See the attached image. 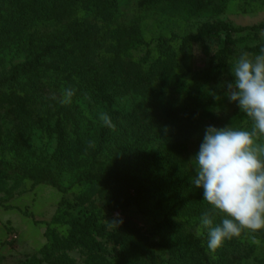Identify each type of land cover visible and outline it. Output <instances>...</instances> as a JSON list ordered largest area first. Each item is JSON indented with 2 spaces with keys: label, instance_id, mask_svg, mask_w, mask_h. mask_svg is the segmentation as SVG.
Here are the masks:
<instances>
[{
  "label": "rangeland",
  "instance_id": "rangeland-1",
  "mask_svg": "<svg viewBox=\"0 0 264 264\" xmlns=\"http://www.w3.org/2000/svg\"><path fill=\"white\" fill-rule=\"evenodd\" d=\"M146 1L125 0L120 7L123 16L119 21L125 31L134 15H143V21L137 25L141 38L140 43L134 44L137 46L125 42L129 34L109 37L108 44H104L107 47L94 48L86 59L79 55L76 63L105 71L109 57L141 61L147 52L155 58L170 47L176 73L207 93L208 99L199 101L172 84L163 86L154 79L151 96L140 101L159 113L162 124L171 129L177 121L189 126V116L195 113L196 123L191 128L194 130L187 137L179 159L188 164L193 176L195 162L190 160L199 150L207 126L250 129L249 118L240 111L238 102L229 101L220 85L232 79L230 68L240 55H259L264 38L260 27L264 24V0H228L221 12L203 9L196 13L153 6L150 1L145 8ZM58 15L42 24H30L29 35L53 37L63 25H77L82 15L89 22L91 40L97 39L106 28H113L98 14H84L71 6ZM214 25H218L216 35L195 39ZM249 32H258L259 38L236 42L222 57L220 51L225 46L226 34L237 38ZM48 37L44 36L45 40L51 41ZM22 38L27 40L25 36ZM13 54L0 57V81L8 78L12 67L24 59ZM60 67H64L60 60L52 61L46 66V75H40L37 82H14L8 90H0V264H21L32 256L43 259V250L50 249L52 242L48 231L54 230L59 238H64L69 232L70 217L92 213L105 226L103 234L93 235L101 248L93 253L107 261L114 259L125 242L139 240L150 246L161 261L165 254L162 240L175 241L172 232L161 228L168 219L186 220L183 225L201 239V217H191L184 207L183 216H176L178 205L171 199L163 200L157 209L150 204L155 172L144 174L132 165L136 158L132 148L128 150L132 154L118 162L104 154L94 156L97 130L103 121L75 96L70 103H61L65 91L71 88L60 79ZM61 150L66 152L59 159ZM151 152L148 148L141 151L145 156ZM56 159L58 168L63 170L60 180L64 190L37 181L38 175ZM233 239L238 241V248L227 247L225 264H264V230L255 234L243 232ZM62 252L69 258L63 264L89 263L86 248L63 250L56 255ZM211 256H217L216 252ZM55 257L43 264H49Z\"/></svg>",
  "mask_w": 264,
  "mask_h": 264
},
{
  "label": "trees",
  "instance_id": "trees-1",
  "mask_svg": "<svg viewBox=\"0 0 264 264\" xmlns=\"http://www.w3.org/2000/svg\"><path fill=\"white\" fill-rule=\"evenodd\" d=\"M148 1L153 6H169L182 12L196 13L203 9L221 12L225 9L228 0ZM148 1L144 4L145 8L149 7ZM124 2L125 0H0V57L14 55L13 53L24 57L12 67L9 77L0 81V90H8L9 84L14 82L28 80L37 82L40 75H46L47 64L60 60L64 65L60 67V79L74 90L73 97L75 96L87 109H92L98 118L106 113L114 125V128H109L104 123L99 125L94 156L104 154L118 162L124 156L132 154V151L128 153L132 148L136 153L132 165L138 166L144 174L155 172L156 177L152 180L155 191L150 196V204L157 209L163 200L171 199L178 205L175 209L176 216H183L184 207L188 209V215L199 218L208 207L203 200V190L197 189L191 182L193 176L188 164L179 162L184 143L194 130L191 128L196 123V118L193 116L195 113L189 116V126L177 121L175 127L171 129L162 124L159 113H154L140 100L145 96L146 98L151 96L150 86L154 79H158L163 86L172 84L186 92L189 97L199 101L207 100V93L198 86L187 83L182 74L176 73L174 53L168 46L155 58L150 57V53L147 52L141 61L109 57L105 71L84 63H76L80 56L86 59L94 48L107 47L104 44H108L106 40L109 37L129 34V39L125 41L127 44L134 45L141 42L137 34V25L143 21V15H134L126 24V31L123 30L124 25L119 20L123 16L120 7ZM66 6L76 8L84 14L96 13L105 24L113 28H106L97 39L91 40L89 22L83 18L85 15H82L77 25H63L53 37L37 33L29 35L30 24H42L60 16L59 12L62 13ZM260 27L264 30V24ZM216 29L218 25L207 27L195 39L199 36H214L217 34ZM23 36L27 40H24ZM44 36L52 40L46 41ZM257 38H259L258 32H249L237 38L226 34L225 46L220 53L224 58L225 53L236 42ZM261 48H264V38ZM260 50L259 54H261ZM75 104L77 108L79 105L76 102ZM190 112L188 110V115ZM145 148L152 149L153 152L145 156L141 153ZM64 152L66 151L61 150L58 158H61L60 155L65 154ZM58 162L59 160L56 159L42 171L37 181L64 190L60 180L63 170L58 168ZM50 167L53 172L49 170ZM186 222V220L168 219L161 224V228L172 232L175 238L174 243H170L166 238L162 240L165 254L161 261H158L157 254L143 240L125 242L123 249L114 259L107 261L101 255L93 253L101 251L93 235H101L105 232V226L98 215L92 213L86 217L72 216L67 222L69 232L66 237L59 238L54 230L47 232L52 242L50 249L43 250V259L32 256L21 264H43L44 260H48L51 256L55 257L56 252L77 247L89 250V263L86 264H225L227 247L231 245L232 249L238 248L236 239L226 240L215 251L217 256L212 258L211 254L215 252L208 248L207 230L202 228V237L199 239L193 235L191 229L188 230L183 225ZM139 256L142 258L139 259ZM68 261V256L62 252L49 264H63Z\"/></svg>",
  "mask_w": 264,
  "mask_h": 264
},
{
  "label": "clouds",
  "instance_id": "clouds-1",
  "mask_svg": "<svg viewBox=\"0 0 264 264\" xmlns=\"http://www.w3.org/2000/svg\"><path fill=\"white\" fill-rule=\"evenodd\" d=\"M260 53L240 55L230 68L232 79L220 85L249 118L250 129L207 126L190 160L195 162L191 182L203 190L208 205L200 222L212 252L243 232L264 230V142H258L264 141V48ZM73 95L74 90L67 89L61 103H70ZM100 119L114 128L106 113Z\"/></svg>",
  "mask_w": 264,
  "mask_h": 264
}]
</instances>
